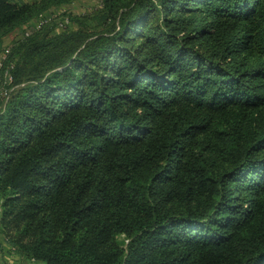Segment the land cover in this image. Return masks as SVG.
Listing matches in <instances>:
<instances>
[{
  "label": "trees",
  "instance_id": "16d2710c",
  "mask_svg": "<svg viewBox=\"0 0 264 264\" xmlns=\"http://www.w3.org/2000/svg\"><path fill=\"white\" fill-rule=\"evenodd\" d=\"M76 1L0 0L8 252L264 264V0H100L102 30L24 37Z\"/></svg>",
  "mask_w": 264,
  "mask_h": 264
},
{
  "label": "rangeland",
  "instance_id": "374dc122",
  "mask_svg": "<svg viewBox=\"0 0 264 264\" xmlns=\"http://www.w3.org/2000/svg\"><path fill=\"white\" fill-rule=\"evenodd\" d=\"M100 4V0H79L65 10L55 8L53 10H56L55 15L57 16V20L54 23H57L63 19H68L69 17L71 18L72 16L73 18H78L83 21L85 20V30H88L89 32L95 29L102 30L103 28L101 26L104 25H100V23L97 22L99 12L98 8H100ZM70 27L71 24L69 25V28ZM73 28L76 29V26H74ZM15 39L17 38L13 37L11 41L14 42Z\"/></svg>",
  "mask_w": 264,
  "mask_h": 264
},
{
  "label": "built area",
  "instance_id": "2783aa9c",
  "mask_svg": "<svg viewBox=\"0 0 264 264\" xmlns=\"http://www.w3.org/2000/svg\"><path fill=\"white\" fill-rule=\"evenodd\" d=\"M71 5L66 6V8H61V9L65 10L68 7H70ZM55 12H56V10H53V11L47 12V13H45L43 15H40L34 23H31L24 30V37L30 36L34 31L39 30L45 24H48L49 22H51L53 20H57V16L55 15ZM69 25H70L69 19H63V20H60L58 22V28L57 29L63 31V30H66L69 27ZM9 54H10V46H6L4 48V50L1 52V54H0V68H3V64L7 60ZM5 78H6L5 85L7 87H9L11 82H12V78L7 74V72L5 74ZM3 97L8 99L9 96H8V92L7 91L3 93ZM32 262L40 264V263H38V262H36L34 260H32ZM0 264H1V261H0Z\"/></svg>",
  "mask_w": 264,
  "mask_h": 264
},
{
  "label": "crops",
  "instance_id": "0c3cea01",
  "mask_svg": "<svg viewBox=\"0 0 264 264\" xmlns=\"http://www.w3.org/2000/svg\"><path fill=\"white\" fill-rule=\"evenodd\" d=\"M0 261L1 264H37V263H33L32 261L26 262L21 258H19V256L9 253L8 244L5 242L2 235H0Z\"/></svg>",
  "mask_w": 264,
  "mask_h": 264
}]
</instances>
